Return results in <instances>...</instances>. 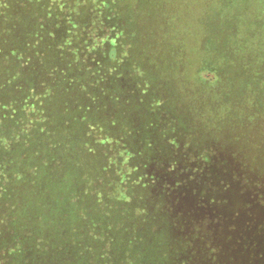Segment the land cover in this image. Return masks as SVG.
Wrapping results in <instances>:
<instances>
[{
    "label": "trees",
    "instance_id": "1",
    "mask_svg": "<svg viewBox=\"0 0 264 264\" xmlns=\"http://www.w3.org/2000/svg\"><path fill=\"white\" fill-rule=\"evenodd\" d=\"M0 264H264V0H0Z\"/></svg>",
    "mask_w": 264,
    "mask_h": 264
}]
</instances>
